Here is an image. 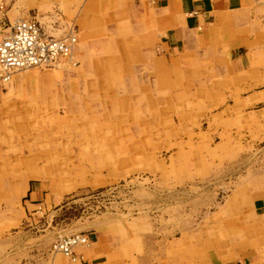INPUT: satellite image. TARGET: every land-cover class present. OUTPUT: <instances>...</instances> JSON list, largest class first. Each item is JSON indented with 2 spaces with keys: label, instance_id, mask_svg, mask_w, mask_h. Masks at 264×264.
Here are the masks:
<instances>
[{
  "label": "rangeland",
  "instance_id": "rangeland-1",
  "mask_svg": "<svg viewBox=\"0 0 264 264\" xmlns=\"http://www.w3.org/2000/svg\"><path fill=\"white\" fill-rule=\"evenodd\" d=\"M90 6L0 0V39L20 18L45 28L49 20L58 35L71 25L55 37L77 36L71 60L0 82V264H77L54 244L80 232L91 239L81 248L110 240L115 264L235 257L259 236L248 214L264 174V102L243 96L264 87V16L256 11L210 41L200 36L213 50L202 64L167 70L148 67L155 55L138 53L131 21L112 35L116 50L100 53L107 11L90 16ZM86 29L97 43L90 68L77 51ZM243 34L252 39L238 50L246 68L236 70L224 54L229 37ZM28 71L47 75L11 89ZM29 185L40 191L33 201Z\"/></svg>",
  "mask_w": 264,
  "mask_h": 264
},
{
  "label": "crops",
  "instance_id": "crops-1",
  "mask_svg": "<svg viewBox=\"0 0 264 264\" xmlns=\"http://www.w3.org/2000/svg\"><path fill=\"white\" fill-rule=\"evenodd\" d=\"M257 1L258 0H87L88 4L92 2V6L89 7L90 16L97 12H103L102 9L107 11L103 21L107 24V30L111 32L110 34L106 33L105 38L102 35L100 36L101 39L98 41V44H100L98 46L100 53L109 54L116 50L115 47L113 50L109 48V46H114L112 43L114 40L112 35L118 32L120 24L130 23L131 21L132 24L130 25V29H132L133 32V37L131 39L141 47L138 53L156 56H153L154 59H150L151 62L148 64L146 63L148 67H152V61H154L156 64H165L167 70L172 69L174 65L178 64L181 66L184 64L186 69L190 71L194 69L195 64H202L206 52L208 54L213 51L210 50L211 48L209 46L205 48L201 47L199 45V37L202 36L207 41H210L214 38L216 39L217 36L222 37V31L228 29L232 30H229L227 34L237 31L234 27L237 25L245 27V25L250 22L252 13L256 11H258L261 16H264V4L260 3V1L257 3ZM68 3L69 2H67V7L65 6L66 9L72 8ZM93 8L94 10L92 11ZM89 15L87 11L83 12L81 21L85 23ZM93 19L94 17H92V20ZM70 26L63 34L70 30ZM43 28L52 36L63 35H58L51 30V23L49 20H46L47 29L45 27ZM78 30L80 31L81 27L79 28L78 26ZM84 32L86 33L85 40L87 41L84 40L83 44L80 43L77 47V51L80 50V56L84 67L90 68L92 64L94 65L91 57L95 54H92L90 50L93 45L97 43L91 40L93 35L91 34L93 33L91 30L86 29ZM229 39L230 40H227L229 50L224 54L225 59L227 61L234 60L236 70H244L246 68L245 58L238 53V50L242 46H248L252 38L243 34L232 38L229 37ZM44 75L47 74L33 71L21 73L18 75L14 84L10 85V88L15 89L22 81L24 83L27 77H35L34 80H36L38 77H43ZM260 76L261 79H264V72ZM255 85H257V83ZM243 97L246 99L263 97V100L261 99L260 101L264 102V87L262 90H251ZM263 108L264 107H262V109ZM260 184L261 189L256 194L248 214L258 228L259 236L257 240L247 239L245 242L248 243V245L244 242V245L239 244L237 246L235 257L228 258L227 261H220L217 264H264V174L260 178ZM31 189L29 185L28 191H30V200L33 201V193L38 196L40 195V191L39 189ZM115 249L116 247L111 244L110 240H104L101 237L99 242L97 240L93 241L91 246L87 248L79 247L77 251L84 257V254L88 255L87 257L89 259L85 258L87 260L86 264H115V255H113ZM93 256L94 258L91 259Z\"/></svg>",
  "mask_w": 264,
  "mask_h": 264
},
{
  "label": "built area",
  "instance_id": "built-area-1",
  "mask_svg": "<svg viewBox=\"0 0 264 264\" xmlns=\"http://www.w3.org/2000/svg\"><path fill=\"white\" fill-rule=\"evenodd\" d=\"M77 36H49L36 19H18L10 32L0 39V82H6L18 72L35 67H51L62 59L70 60ZM90 237L83 232L59 237L54 244L77 264L87 260L77 251L79 245L88 244Z\"/></svg>",
  "mask_w": 264,
  "mask_h": 264
},
{
  "label": "bare ground",
  "instance_id": "bare-ground-1",
  "mask_svg": "<svg viewBox=\"0 0 264 264\" xmlns=\"http://www.w3.org/2000/svg\"><path fill=\"white\" fill-rule=\"evenodd\" d=\"M20 19H30V18H20ZM46 32V31H45ZM47 33V32H46ZM48 34V33H47ZM49 36H52V35H50V34H48ZM53 37H55V36H53ZM56 38H58V37H56ZM73 53H74V50L72 51V54H71V56H70V60L72 59V57H73ZM63 60H68V59H62L61 61H63ZM58 63V62H57ZM57 63H55V64H57ZM36 67H41V66H35V67H31V68H28V69H25V70H29V69H32V68H36ZM44 67V66H43ZM22 71H24V70H22ZM21 72V71H20ZM15 76V75H14ZM13 76V77H14ZM13 77L11 78V80L13 79ZM11 80H9V81H11ZM90 242H91V240H90ZM90 242L88 243V244H84V245H89L90 244ZM80 246H82V245H79L78 247H80ZM77 247V248H78ZM76 248V249H77ZM59 251V250H58ZM61 252V251H60ZM64 254V253H63ZM67 256V255H66ZM69 257V256H68ZM70 258V257H69ZM85 258V257H84Z\"/></svg>",
  "mask_w": 264,
  "mask_h": 264
}]
</instances>
